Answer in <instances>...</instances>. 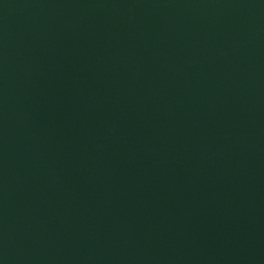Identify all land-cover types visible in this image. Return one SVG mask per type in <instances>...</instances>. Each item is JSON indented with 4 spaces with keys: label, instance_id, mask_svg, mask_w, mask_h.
<instances>
[{
    "label": "water",
    "instance_id": "95a60500",
    "mask_svg": "<svg viewBox=\"0 0 264 264\" xmlns=\"http://www.w3.org/2000/svg\"><path fill=\"white\" fill-rule=\"evenodd\" d=\"M0 264H264V0H0Z\"/></svg>",
    "mask_w": 264,
    "mask_h": 264
}]
</instances>
